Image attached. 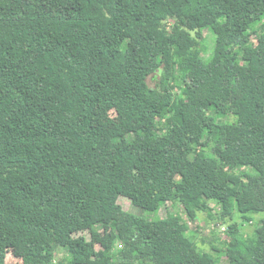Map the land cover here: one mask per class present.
Masks as SVG:
<instances>
[{"label": "trees", "instance_id": "1", "mask_svg": "<svg viewBox=\"0 0 264 264\" xmlns=\"http://www.w3.org/2000/svg\"><path fill=\"white\" fill-rule=\"evenodd\" d=\"M259 213L264 0H0V264H264Z\"/></svg>", "mask_w": 264, "mask_h": 264}, {"label": "rangeland", "instance_id": "2", "mask_svg": "<svg viewBox=\"0 0 264 264\" xmlns=\"http://www.w3.org/2000/svg\"><path fill=\"white\" fill-rule=\"evenodd\" d=\"M204 35H205V39L203 40L204 46H207V52H205V56H209L212 54L213 49H214V36L212 34V32L208 29H205L204 31ZM149 83L150 85H155V81L150 78L149 79ZM120 203L130 212L139 214V215H145L148 218H156L157 217V212H149V211H145L143 209H141L138 206H135L129 199L125 198V197H121L120 198ZM173 209L171 206V203H167L165 204L161 210L158 213V216L160 217H165L167 216L169 210ZM264 216V213H259V214H255L254 218L251 222H247L243 225V231L247 234H251L253 233L255 227L259 224L260 219ZM199 218L200 221H191L192 224H190V227L192 230H196V225L199 224L200 228L198 231V234L196 236V241L198 242V244L203 248V250L208 251L210 248L209 242L206 240L207 237L209 236V238H217L220 239L219 237H224L225 234L220 233L219 231H217L219 234L215 235V232L213 229H215L217 227V225H214V220H210V218L208 217V215L206 213L203 212H199ZM227 224L223 227H226ZM223 227H221L220 229L223 231ZM86 235L89 237V233H86ZM64 255L63 250L58 249V253L57 256L58 258H61ZM11 262L15 261L13 258L10 259ZM19 261H22V259H18ZM222 262H227V257L223 256L222 257Z\"/></svg>", "mask_w": 264, "mask_h": 264}, {"label": "built area", "instance_id": "3", "mask_svg": "<svg viewBox=\"0 0 264 264\" xmlns=\"http://www.w3.org/2000/svg\"><path fill=\"white\" fill-rule=\"evenodd\" d=\"M190 224H192V222H190ZM223 227V226H222ZM226 227H223V230L225 229Z\"/></svg>", "mask_w": 264, "mask_h": 264}]
</instances>
